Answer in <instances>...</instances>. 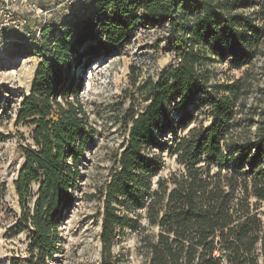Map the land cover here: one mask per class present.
I'll return each mask as SVG.
<instances>
[{
  "label": "trees",
  "instance_id": "obj_1",
  "mask_svg": "<svg viewBox=\"0 0 264 264\" xmlns=\"http://www.w3.org/2000/svg\"><path fill=\"white\" fill-rule=\"evenodd\" d=\"M148 24L167 28L175 59L143 80L131 68L136 91L103 194L99 264H124L115 244L126 229L138 236L140 264H264V86L247 101L264 57V0H80L69 18L43 24L40 38L7 44L12 55L41 58L17 115L33 126V142L22 146V210L11 231L29 232V264L60 251L95 137L78 71ZM218 62L245 73L221 81ZM136 93L145 104L134 111ZM168 145L179 167L157 175V149Z\"/></svg>",
  "mask_w": 264,
  "mask_h": 264
},
{
  "label": "rangeland",
  "instance_id": "obj_2",
  "mask_svg": "<svg viewBox=\"0 0 264 264\" xmlns=\"http://www.w3.org/2000/svg\"><path fill=\"white\" fill-rule=\"evenodd\" d=\"M79 7L80 0H0V264H29V232L11 231L22 210L15 185L25 162L22 146L33 142V126L18 122L17 115L41 61L37 55H12L7 51V44L21 41L19 35L27 38L36 33L40 38L44 23L69 18ZM174 59L173 47L167 41V28L148 24L140 27L128 43L100 56L85 71H78V76L83 78L79 97L96 132L86 152L75 201L60 226L61 249L48 264L100 263L103 194L112 170L117 167L119 154L127 144L128 130L123 122L132 115L130 100L136 91L131 68L135 67V75L143 80L150 75L156 77ZM263 66L264 57L254 63L255 92L248 97V104L254 105L260 98L258 88L264 86ZM215 68L221 81L239 78L245 73L244 68L229 69L224 62L216 63ZM136 96L134 111L145 104L139 93ZM169 146L157 149L162 158L157 175L166 176L179 167ZM138 245V236L130 229L119 236L115 250L124 254V264L141 263Z\"/></svg>",
  "mask_w": 264,
  "mask_h": 264
},
{
  "label": "bare ground",
  "instance_id": "obj_3",
  "mask_svg": "<svg viewBox=\"0 0 264 264\" xmlns=\"http://www.w3.org/2000/svg\"><path fill=\"white\" fill-rule=\"evenodd\" d=\"M100 66V64H97V67H99Z\"/></svg>",
  "mask_w": 264,
  "mask_h": 264
},
{
  "label": "built area",
  "instance_id": "obj_4",
  "mask_svg": "<svg viewBox=\"0 0 264 264\" xmlns=\"http://www.w3.org/2000/svg\"><path fill=\"white\" fill-rule=\"evenodd\" d=\"M46 22V21H45ZM45 24V23H44ZM42 27V26H41ZM7 46V45H6Z\"/></svg>",
  "mask_w": 264,
  "mask_h": 264
}]
</instances>
